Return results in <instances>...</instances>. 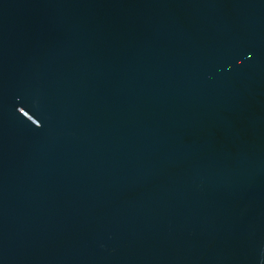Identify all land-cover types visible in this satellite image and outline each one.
I'll use <instances>...</instances> for the list:
<instances>
[{"label": "water", "instance_id": "95a60500", "mask_svg": "<svg viewBox=\"0 0 264 264\" xmlns=\"http://www.w3.org/2000/svg\"><path fill=\"white\" fill-rule=\"evenodd\" d=\"M0 264H264V0H0Z\"/></svg>", "mask_w": 264, "mask_h": 264}]
</instances>
